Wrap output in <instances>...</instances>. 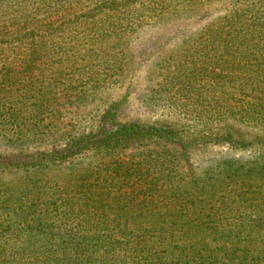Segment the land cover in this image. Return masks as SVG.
Masks as SVG:
<instances>
[{"label": "trees", "instance_id": "trees-1", "mask_svg": "<svg viewBox=\"0 0 264 264\" xmlns=\"http://www.w3.org/2000/svg\"><path fill=\"white\" fill-rule=\"evenodd\" d=\"M26 1L0 0L19 6L15 14L0 9V23L6 19L0 24V88L23 97L21 113L11 115L21 137L31 131H23L29 123L47 121L55 130L62 117L51 109L57 99L30 89V81L42 85V77L51 76L54 91L64 81L68 96L84 78L76 81V70L70 76L47 61L91 55L89 48L121 38L147 12L146 0L72 1L97 3L81 15L64 8L67 0H36V12L22 8ZM218 1L225 4L222 13L192 35L181 21L210 14L200 8L210 0L154 1L161 4L159 16L182 9L169 17L178 21L183 42L170 48L167 32L155 44L160 54L171 52L159 64L168 81L146 108L153 114L165 102L189 124L128 120L127 95L88 134L69 133L62 148L55 142L57 149L32 161L15 159L39 170L45 163L50 169L70 165V178L65 185L57 177L50 187L39 179L27 184L10 199L14 204L0 197L6 215L0 219L11 234L0 247V264H264V139L246 143L231 128L264 134V0ZM148 11L154 18L156 11ZM40 64L46 67L36 76ZM217 149L245 155L221 151L199 173L190 168L197 151ZM94 157L98 163L88 165Z\"/></svg>", "mask_w": 264, "mask_h": 264}, {"label": "rangeland", "instance_id": "rangeland-1", "mask_svg": "<svg viewBox=\"0 0 264 264\" xmlns=\"http://www.w3.org/2000/svg\"><path fill=\"white\" fill-rule=\"evenodd\" d=\"M67 1L68 4L64 8H73L77 12V15L93 10L97 4L95 2L89 3L92 0L87 1V3H83L82 1L78 4L76 2L72 3L74 0ZM154 1L150 3L149 0H146L143 10H146V13H149V15L145 13V17L135 24L130 32L122 35L121 38L108 41L103 46L97 48L96 51L89 48L91 55H86L84 58L74 61H62L59 57L47 61L52 66L56 65L61 68V65L67 75L72 76L77 73L76 81L79 75L84 76V78L82 77L83 80L77 81L80 86L74 94L71 92L72 94L69 93L66 96V92L62 91L63 85L61 84L64 81H59V88L55 90V94V83L51 76L42 77V85H34L33 82L36 84L38 82L36 79L29 82L28 87L30 89L36 90L37 88L39 92L46 93V97L57 99V105L52 106L51 109L58 110L62 114V117L58 123V128L55 127V130L47 127V121L41 123L40 126H34L32 123H29L27 124L28 127L23 126V131H27L28 129L26 128H30L32 132L26 133V137H21L18 133L19 131L17 132L15 123L11 122V115H14L16 112L18 114L21 113L24 103L23 97L12 98L9 91L0 88V197L4 201H10V204H14L10 199H16L15 194L22 191L25 185L32 184L38 179L42 181V186L44 187L53 185V180L56 177L62 179V184H67L70 178V170L68 169L70 165L63 164L60 169L58 167H51L50 169L47 167V163H45L43 165L46 168L39 170L35 169L33 165L29 166L26 162L36 158L39 152L43 153L49 152L54 148L57 149V147L53 146L55 142L60 141V147L62 148L64 144L63 140L67 139L64 137L69 135V133H73L75 136L83 133L85 135L88 134L92 126L95 125L97 127L100 124L103 114L127 95V103L130 110L128 120L141 119L147 122L168 124L176 128H180L183 124H189L182 117L171 113L169 107L165 108V102H161L163 108H158L153 114L146 108L151 94L161 89L159 84L165 85L168 81V73L164 70L162 71L159 64L162 58L171 54V52L160 54L162 47L157 45L158 47L154 49L155 44L162 40L167 32L170 33V48L175 49L183 42L177 33L176 27H174L179 24L177 23L178 21L173 22L170 20L172 17H169V14L176 16L182 9L180 7H172L170 12L165 11L163 16H159L161 13L159 5L161 4L155 5ZM26 2L22 7L26 9L25 11L36 12V10H40L38 9L39 5L36 0H30L29 2L27 0ZM175 5L176 2L174 3ZM224 6L225 4L218 0H210V2L200 7L201 11L206 12L209 10L210 14L202 19L191 18L190 20H182L181 24L185 28L187 27V33H189L187 35H192L190 33L196 32L205 22L220 15L224 10ZM17 8L19 6H13V4L9 3L0 4V9L4 10L3 13L8 12L7 9H9V12L15 14ZM148 8L156 11L152 19L148 18L151 15ZM43 17V15L37 16L38 19ZM4 22H6V19H3V22L0 24H4ZM58 24L61 23L58 22ZM181 28L183 29V27ZM93 43L98 44L94 41ZM45 67L44 64H40L36 76H39L41 74L40 70H43ZM75 70L76 73H73ZM93 75L96 80H99L90 81ZM99 75H108V80L103 82V77H99ZM19 88L23 87L17 86V89ZM32 103H35V101H32ZM153 103H150V105ZM47 117V115H44L43 119L46 120ZM231 128L236 137L246 143L264 139V134L256 130H250L237 124H232ZM49 130H52V132H49ZM221 151L236 158L245 155L240 150L232 149H217L214 152L211 151V153L197 151V154L192 158L190 168L199 173L210 162L218 159ZM17 158L24 159L23 162L26 160L25 164L28 165L17 163L15 160ZM99 160V157H94L88 159L87 162L88 165L91 162L97 164ZM7 163L9 165H6ZM20 165L23 168H19ZM80 169L76 170V174L79 173ZM1 216L6 215L0 207ZM7 226L8 223H4V218L0 219L1 248H3L2 246H4V243L11 236Z\"/></svg>", "mask_w": 264, "mask_h": 264}]
</instances>
